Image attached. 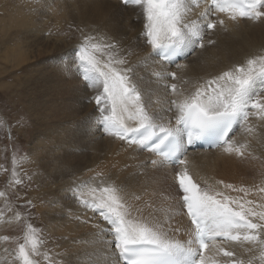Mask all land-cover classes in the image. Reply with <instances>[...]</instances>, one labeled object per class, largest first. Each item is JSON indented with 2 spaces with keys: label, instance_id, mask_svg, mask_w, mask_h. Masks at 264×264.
<instances>
[{
  "label": "bare ground",
  "instance_id": "1",
  "mask_svg": "<svg viewBox=\"0 0 264 264\" xmlns=\"http://www.w3.org/2000/svg\"><path fill=\"white\" fill-rule=\"evenodd\" d=\"M200 10L195 9L190 18H197ZM218 19H223L224 25L206 31L204 47L185 48L190 55L171 67L145 43L140 10L126 7L119 0H0V71L16 69L19 86H29L33 93V140L29 157L16 171L21 179L37 186L30 198L41 204L37 208L43 230L60 237L51 254L56 264H94L101 249L108 247L99 241L112 239L110 231L100 234L101 229L109 228L107 223L85 209L74 195L77 185L93 178L96 183H115L129 198L139 197H132L133 204H128L133 217L151 225L163 224L165 230H171L170 235L181 240L188 238L191 228L186 213L178 215L175 203L169 205V200L163 208L168 185L178 188L174 181L178 168L169 167L152 152L106 134L96 123L99 112L93 97L97 93L81 81L76 67L80 37L103 36L116 44L120 56L127 60L124 67L132 69L130 75L149 112L174 124V111H168V102L175 97L165 85L175 83L188 94L205 80L264 54V19L234 22L223 14ZM77 32L82 34L78 39ZM26 70L32 75L27 76ZM170 73H176L177 78L171 80ZM249 123L256 126L254 136L242 128L234 130L238 142L249 144L242 158L220 147L217 151L190 152L188 159L202 187L207 182L223 190L216 182L237 179L234 175L239 170L241 180L235 184L253 189L247 199L261 202L264 193L256 188L264 187V122L252 117ZM248 179L253 182L247 184ZM13 217L11 223L1 220L0 229L15 224ZM224 246L233 250L232 245ZM235 251L245 258L251 255L239 247ZM0 264H16L8 245H0Z\"/></svg>",
  "mask_w": 264,
  "mask_h": 264
},
{
  "label": "snow or ice",
  "instance_id": "2",
  "mask_svg": "<svg viewBox=\"0 0 264 264\" xmlns=\"http://www.w3.org/2000/svg\"><path fill=\"white\" fill-rule=\"evenodd\" d=\"M122 3L140 10L145 43L165 59L185 48L204 47L206 31L215 29L217 24L224 25L223 19L212 17L223 14L234 22L264 19V0H122ZM195 9L201 10L197 18L191 19ZM75 61L82 79L97 93L93 97L99 112L96 123L102 125L105 133L185 166L176 173V181L191 225L188 238L181 240L170 235L171 230H165L163 224L151 225L133 217L115 183L104 180L96 183L95 178L83 182L74 189L76 199L109 225L107 230L101 229V236L105 231L112 234L111 240L99 241L108 247L101 249L94 264H264V196L261 202L247 199L253 189L224 181L216 182L223 190L207 182L202 187L188 172L185 147L213 136L217 146L223 147L227 154L244 156L249 144L238 142L234 129L242 128L254 136L256 126L249 123L250 118L264 122V54L205 80L188 94L175 83L165 85L175 97L168 102V111H174V124L171 119L149 112L130 75L132 69L124 67L127 60L120 56L116 44L103 36L84 35ZM169 75L176 78V73ZM0 127L11 126L0 119ZM24 159H18L14 153L12 183L22 182L16 167ZM256 191L264 193V187L257 186ZM230 192L243 195L233 196ZM5 196L0 191V198ZM13 219L20 221L23 217L17 212ZM44 243L41 230L25 220L22 242H17L14 250L16 264H40L37 257L47 264H56L48 252L42 251ZM226 244L232 245L233 250L225 248ZM236 247L251 255L245 258L235 251Z\"/></svg>",
  "mask_w": 264,
  "mask_h": 264
},
{
  "label": "rangeland",
  "instance_id": "3",
  "mask_svg": "<svg viewBox=\"0 0 264 264\" xmlns=\"http://www.w3.org/2000/svg\"><path fill=\"white\" fill-rule=\"evenodd\" d=\"M81 35L77 32V39ZM81 38L83 39V37H80V39ZM20 74L21 72H19L18 75ZM26 74H29V70H26ZM30 75L32 74H29L27 76ZM19 85L20 83L17 80L16 69H10L6 73L0 71V119L6 121L7 125L11 126L10 128L0 127V191H4L6 193L5 197L0 198V214H2L3 220L11 219V217L14 216V214L17 212L20 213L23 217L22 220L16 221V223L12 224L10 227L4 226L0 229V238H2L3 236H8L10 238V236H12L11 240L8 241L0 239V245H8V248H12L14 251L17 247V242H22L24 221L26 220L41 230V236L45 242L42 251H47L51 255L53 253V246L58 244L57 242L60 241V237L58 238L55 233H49L48 235L45 230H43V224L39 222L40 214L37 207L41 204H37L33 201V199L30 198L31 191L36 190L37 186L30 185V183L27 182L28 180L26 181L25 178L21 179V173L17 174L18 177L20 176L19 179L22 181V183H12L13 177L11 176V171L13 168V155L15 153L18 159L20 157H26V159L29 157V146L30 142L33 140V138L31 137V133L34 129L32 126L33 120L31 117V103L33 93H31V90L28 89L29 86H27V89H22V87ZM241 158L239 159V164H241ZM21 164L22 163H20L18 166H20ZM18 166L16 167L17 169H19ZM250 166L252 167V165ZM261 167L262 166L259 165L257 166L258 169H261ZM30 170L31 168L29 169V171ZM244 170L246 171L245 167ZM238 172L239 170L234 175L237 176V179H227L228 184H233L237 187H240V183L235 184L238 180H241L240 175L242 174L240 173L239 175ZM28 179H30V177ZM245 181H247V184L253 182L250 179ZM166 191L168 192V196H166L167 200L163 204V208L166 206L167 201L170 200L169 205H172L173 203L176 204L175 206L178 215L184 214L185 209L180 201L181 194L178 188L174 189L173 185L169 184L168 190ZM161 196L163 197L164 194H162ZM132 197L134 198V200H137L136 195ZM127 198V204H133V198ZM29 201L31 202L30 204ZM138 202L140 203V201ZM14 228L15 231H13ZM12 232H14L15 234ZM11 257L13 258V256ZM37 259L40 260V264L44 263V259L42 257H37Z\"/></svg>",
  "mask_w": 264,
  "mask_h": 264
}]
</instances>
